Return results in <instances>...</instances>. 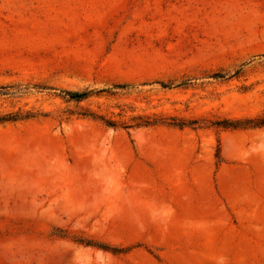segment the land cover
Returning <instances> with one entry per match:
<instances>
[{
  "label": "rangeland",
  "instance_id": "rangeland-1",
  "mask_svg": "<svg viewBox=\"0 0 264 264\" xmlns=\"http://www.w3.org/2000/svg\"><path fill=\"white\" fill-rule=\"evenodd\" d=\"M0 264H264V0H0Z\"/></svg>",
  "mask_w": 264,
  "mask_h": 264
}]
</instances>
